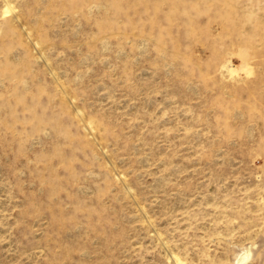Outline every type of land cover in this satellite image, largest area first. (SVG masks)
<instances>
[{"label":"rangeland","instance_id":"1","mask_svg":"<svg viewBox=\"0 0 264 264\" xmlns=\"http://www.w3.org/2000/svg\"><path fill=\"white\" fill-rule=\"evenodd\" d=\"M264 264V0H0V264Z\"/></svg>","mask_w":264,"mask_h":264},{"label":"bare ground","instance_id":"2","mask_svg":"<svg viewBox=\"0 0 264 264\" xmlns=\"http://www.w3.org/2000/svg\"><path fill=\"white\" fill-rule=\"evenodd\" d=\"M248 258H249V254H247V253L242 254L240 256V258L238 259L237 264H245L247 262Z\"/></svg>","mask_w":264,"mask_h":264}]
</instances>
